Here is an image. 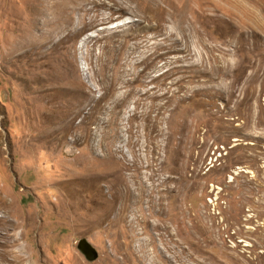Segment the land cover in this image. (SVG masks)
<instances>
[{"label":"rangeland","instance_id":"1","mask_svg":"<svg viewBox=\"0 0 264 264\" xmlns=\"http://www.w3.org/2000/svg\"><path fill=\"white\" fill-rule=\"evenodd\" d=\"M0 219V264H264V0H0Z\"/></svg>","mask_w":264,"mask_h":264},{"label":"water","instance_id":"2","mask_svg":"<svg viewBox=\"0 0 264 264\" xmlns=\"http://www.w3.org/2000/svg\"><path fill=\"white\" fill-rule=\"evenodd\" d=\"M77 250L88 262H93L97 259V251L85 239H81L78 241Z\"/></svg>","mask_w":264,"mask_h":264},{"label":"bare ground","instance_id":"3","mask_svg":"<svg viewBox=\"0 0 264 264\" xmlns=\"http://www.w3.org/2000/svg\"><path fill=\"white\" fill-rule=\"evenodd\" d=\"M41 1V0H40ZM77 2V1H76ZM68 3V2H67ZM44 25H45V22H44ZM42 35H45V33H43V34H41L39 37H41V38H43V36ZM42 48V47H41ZM8 223H6V222H4V221H2V219H0V227H1V229H4L5 231L7 230V228H8ZM4 231V232H5ZM3 232V233H4ZM4 237V236H3ZM1 239V238H0ZM12 239H13V237H12ZM5 240V239H4ZM6 240H8V239H6ZM14 240V239H13ZM16 240H17V238H16ZM9 241V240H8ZM15 241V240H14ZM13 241V242H14ZM5 242V241H4ZM6 243V242H5ZM9 244H11V243H9ZM3 246V245H2ZM2 253V252H1Z\"/></svg>","mask_w":264,"mask_h":264}]
</instances>
